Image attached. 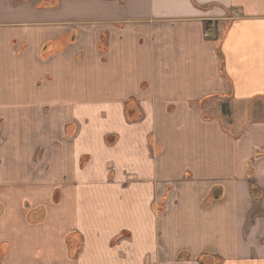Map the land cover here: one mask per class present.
Returning a JSON list of instances; mask_svg holds the SVG:
<instances>
[{
	"label": "crops",
	"instance_id": "1",
	"mask_svg": "<svg viewBox=\"0 0 264 264\" xmlns=\"http://www.w3.org/2000/svg\"><path fill=\"white\" fill-rule=\"evenodd\" d=\"M0 264H264V0H0Z\"/></svg>",
	"mask_w": 264,
	"mask_h": 264
},
{
	"label": "rangeland",
	"instance_id": "2",
	"mask_svg": "<svg viewBox=\"0 0 264 264\" xmlns=\"http://www.w3.org/2000/svg\"><path fill=\"white\" fill-rule=\"evenodd\" d=\"M214 103V107L217 106V104L215 103H218L217 101H213ZM214 111V110H213ZM221 111L220 107L218 109V111L216 110L217 113H219ZM228 112H229V116H225L223 115L221 117V122H222V127L224 128V130H226L228 132V134L231 135L232 138L234 139H237L238 135H240V106L238 104H235L234 105V108L233 110L232 109H228ZM216 114V113H215ZM232 115H233V118H232ZM214 117V116H212ZM188 176V175H187ZM252 192V195L254 194V196L258 195V191L260 190H256V189H252L251 190ZM221 190L219 189H216L212 192V196L214 198H218L220 197L221 195ZM260 196V195H259ZM257 196V197H259ZM118 242V239L116 238L115 239V245L117 244ZM70 248L74 251V252H77V250L79 249L80 247V243L78 244V240H73L72 242H70ZM77 253H73L72 254V257H75Z\"/></svg>",
	"mask_w": 264,
	"mask_h": 264
},
{
	"label": "trees",
	"instance_id": "3",
	"mask_svg": "<svg viewBox=\"0 0 264 264\" xmlns=\"http://www.w3.org/2000/svg\"><path fill=\"white\" fill-rule=\"evenodd\" d=\"M228 109H230V107H229V105L226 103L225 105H223L222 107H221V114L222 115H225V116H229L230 114H229V112H228ZM203 109H201V113L203 114Z\"/></svg>",
	"mask_w": 264,
	"mask_h": 264
}]
</instances>
